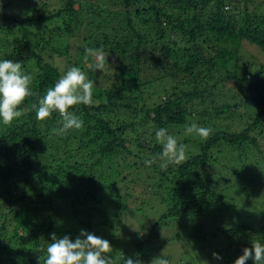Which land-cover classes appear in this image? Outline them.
Instances as JSON below:
<instances>
[{"label": "trees", "instance_id": "16d2710c", "mask_svg": "<svg viewBox=\"0 0 264 264\" xmlns=\"http://www.w3.org/2000/svg\"><path fill=\"white\" fill-rule=\"evenodd\" d=\"M0 3V60L22 63L36 93L0 122V264H44L53 233L74 242L82 230L110 242L115 264H234L264 244V0ZM245 45L254 63L241 62ZM85 48L103 49L108 70L84 63ZM73 66L95 82L94 103L70 109L83 127L57 135L59 113L41 121L33 105ZM193 122L210 136L186 134ZM159 128L186 145V162L144 163L162 152ZM135 192L157 213L129 215L138 226L119 236ZM117 200L122 212L108 210ZM250 205L260 219L234 224Z\"/></svg>", "mask_w": 264, "mask_h": 264}, {"label": "clouds", "instance_id": "9594fccd", "mask_svg": "<svg viewBox=\"0 0 264 264\" xmlns=\"http://www.w3.org/2000/svg\"><path fill=\"white\" fill-rule=\"evenodd\" d=\"M2 11L0 3V12ZM89 58L92 59L95 70H108V55H105L103 49L85 48L84 63L87 64ZM32 82V75L24 72L22 63L9 59L0 60V122L4 125H11L23 115L21 105L26 98L36 95L31 87ZM95 86V82L89 79L81 68L76 66L69 68L54 87L47 89L46 94L39 99L38 106L33 105L37 119L43 121L51 118L53 112H58L62 123L59 128L52 130L54 134L63 135L69 130L81 129L83 120L70 109L81 104L91 106L94 103ZM185 132L195 133L207 139L212 129L193 122L185 127ZM155 139L162 145V152L145 160L146 165L151 166L159 161L160 168L166 170L170 165H180L187 161L186 145L179 143L166 128L157 129ZM112 250L108 240L84 230L74 242L68 236L58 238L53 233L51 243L47 246L44 264H115L114 258L109 255ZM213 256L217 260L221 259L218 253H213ZM249 259H253L254 264H264V244L259 241L252 242V247L244 248L243 254L234 261V264H246ZM124 264L144 262L129 257L124 259ZM150 264H170V261L160 254L153 258Z\"/></svg>", "mask_w": 264, "mask_h": 264}, {"label": "rangeland", "instance_id": "374dc122", "mask_svg": "<svg viewBox=\"0 0 264 264\" xmlns=\"http://www.w3.org/2000/svg\"><path fill=\"white\" fill-rule=\"evenodd\" d=\"M15 9V8H14ZM25 10L23 12L24 13H30L31 10L30 9H23ZM245 49L243 51V53L240 55V59H241V62L242 63H245V62H252L254 63L255 62V59H256V56L255 55H258L259 57H261V55L258 53V51L256 50V48L252 47V46H249V45H245ZM262 62H264V58H261ZM230 86V85H229ZM228 91V90H227ZM225 122L226 125L227 124H231L232 121H226L225 119L222 120V123ZM226 125H222V126H226ZM195 135L196 137V134L195 133H192ZM189 138V136H188ZM133 151L134 152H138V147L135 146V147H132ZM186 152H188V149H186ZM143 190V189H141ZM139 192V191H138ZM138 192H135V195L133 197V201H134V205H133V211L134 213L131 214V212L129 211L130 210V207L128 208V216L126 217H123L121 218L120 222L118 223L119 224V230L117 231V235H123L124 231L127 229L125 228V225L126 223H136V226H138V223H137V220H134L137 219H144L145 221H147L149 224H151V220L152 218L154 217V215H156L157 213V209L153 208L155 207L154 204H143L142 202L144 201L143 197H139L137 195ZM123 201L120 200H117L113 205L111 206H107V209L108 210H111L112 212H115V211H121L122 208L121 207V203ZM120 206V207H119ZM132 206V205H131ZM139 210V211H138ZM249 211V212H248ZM248 211L244 212V214L240 215V217H237L235 220L232 219V222H234V224H238V223H253V222H257L259 219H260V215L262 216L263 214V211L261 212L258 208L254 207L253 205H250L248 206ZM122 212V211H121ZM136 214V215H135ZM129 215H134V218H131ZM264 217V216H263ZM261 217V219L263 218ZM144 220H140V221H144ZM212 220L209 221V223L211 222ZM178 229V228H177ZM176 229V230H177ZM162 234L164 235L163 237H168V235H170V233H172L171 236H173L176 232H174V230L172 228H167L166 229V226H163L162 228H160ZM183 229L181 228V230L179 229L178 232H180L181 234L183 233L182 231ZM158 240V238H157ZM162 238L160 239V242H161ZM168 244V245H167ZM175 246L172 245L171 242H166V249L169 251V255H175L176 256V250L174 248ZM170 249V250H169ZM168 251L166 253V257H168ZM159 254V253H158Z\"/></svg>", "mask_w": 264, "mask_h": 264}]
</instances>
